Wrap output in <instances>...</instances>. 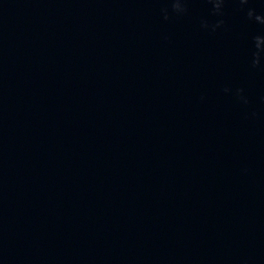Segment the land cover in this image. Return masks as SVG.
<instances>
[{
  "label": "water",
  "instance_id": "obj_1",
  "mask_svg": "<svg viewBox=\"0 0 264 264\" xmlns=\"http://www.w3.org/2000/svg\"><path fill=\"white\" fill-rule=\"evenodd\" d=\"M217 2L0 0V264H264V0Z\"/></svg>",
  "mask_w": 264,
  "mask_h": 264
},
{
  "label": "clouds",
  "instance_id": "obj_2",
  "mask_svg": "<svg viewBox=\"0 0 264 264\" xmlns=\"http://www.w3.org/2000/svg\"><path fill=\"white\" fill-rule=\"evenodd\" d=\"M219 6H220V3H219V0H218V2H217V4H216V7L219 8ZM174 7H175L176 9L179 10V9L181 8V5H180L179 2H177V3L174 5Z\"/></svg>",
  "mask_w": 264,
  "mask_h": 264
}]
</instances>
